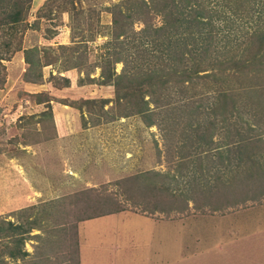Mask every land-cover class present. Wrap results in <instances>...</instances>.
I'll return each mask as SVG.
<instances>
[{"label":"rangeland","instance_id":"1","mask_svg":"<svg viewBox=\"0 0 264 264\" xmlns=\"http://www.w3.org/2000/svg\"><path fill=\"white\" fill-rule=\"evenodd\" d=\"M19 1L25 6L22 22L14 30L0 26L4 56V67L0 66V226L6 228L11 222L26 231L20 248L27 254L6 258V264H108L111 252L85 261L86 255L95 253L91 244L99 242L93 238L80 250V242L87 239L78 224L80 218L119 209L146 216V221L139 222L143 228L138 231H142L134 235L139 242L124 244L131 250L117 257L118 264H141L142 254H152L158 241L171 246L189 238L182 228L178 233L167 224H155L156 219L178 217L168 209L182 203L170 197L169 189L162 190L163 185L178 196L192 194L194 199L198 188L208 189L222 174L232 187V172L239 171L241 179L245 177L239 182L242 189L264 191V60L242 66L240 71L234 68L236 59L255 52L253 33L264 30V0L258 4L254 0H202L213 28L209 50H203L208 42L202 48L196 38H186L188 32L197 34L200 28L191 30L189 24L174 29L169 39L165 37L169 29H165L158 43L152 37L142 43L141 29L159 27L166 18L153 9L141 17L129 16L139 6L145 8L139 0ZM146 1L155 7L163 3ZM0 4L11 3L3 0ZM114 9L122 11L116 25ZM4 17L1 13L0 19ZM208 27L201 31L205 33ZM6 41L26 48L45 46L42 79L30 81L35 73L24 76L28 64L22 51L2 49ZM123 48L134 55L130 58ZM190 55L193 60L188 59ZM116 56L120 59L113 62ZM107 65L111 77L105 75ZM172 68L177 73L172 71L174 76L164 88L156 86V77H144L146 72L156 76ZM182 68L191 69V80L181 75ZM138 71L142 76L135 77ZM123 73L128 78L119 77ZM64 75L71 78L68 87L61 86ZM102 75L110 82L103 84ZM140 83L141 90L134 92ZM218 92L228 94L227 102L218 98ZM139 94L144 95L139 106L149 110L147 115L136 112L133 103ZM205 99L214 102L220 116L207 114ZM232 109L236 112L230 113ZM214 117L219 119L216 127L209 125L218 120ZM222 122L230 129H221ZM236 128L250 138L246 143L235 136ZM199 134L210 138L211 144L198 148ZM255 174L259 181H253ZM237 185L235 181L233 187ZM219 188L223 192L224 187ZM155 203L161 212H156ZM112 224L103 218L85 226L101 227L109 243L115 237ZM20 230L11 233L15 236ZM176 232L179 237H174ZM2 234L0 251L5 245L13 246L12 239ZM178 249L172 252L177 254ZM136 250L137 258L133 256ZM152 260L145 262L156 264Z\"/></svg>","mask_w":264,"mask_h":264},{"label":"crops","instance_id":"2","mask_svg":"<svg viewBox=\"0 0 264 264\" xmlns=\"http://www.w3.org/2000/svg\"><path fill=\"white\" fill-rule=\"evenodd\" d=\"M232 173L233 186L236 181L237 187L223 188V192L219 191L220 188H202L195 191L196 197L194 199H189L185 203L182 202L178 206H174L175 208L168 209L170 213L177 212L178 217L156 219V223L152 219L153 224H167L169 226L167 228L177 230L178 233L182 228L184 235H188L189 238H184L180 243V240L175 241L174 244L171 243V246H163L158 241L156 244L159 247L152 246V254H142L139 259V261L143 260L141 264H147L145 261L152 260V258L156 264H264V191L251 189L246 191V187L242 189L239 182L245 180V177L242 180V174L239 171ZM252 178H254L253 181L255 179L259 181L260 176L255 174ZM248 185L255 189L251 187L250 183ZM157 210L156 208V212ZM158 211L161 212L162 210L159 209ZM125 214L127 213H123L119 209L107 211L101 215L97 214L92 218L80 221L78 230L86 233L85 236L80 233V236L87 239L85 243L80 242V250H84V245L90 244L93 238L99 242L91 244V246L96 247L95 253L86 255L85 261L88 258L95 260L102 256L106 257L105 254L107 253L108 256L111 252L114 255L108 256V264H118L117 257L124 255L126 250H131L124 244L135 245V242H139L138 239L134 238V235H138L142 231L138 230L143 228L141 223L146 221L144 220L146 216L138 213L137 216L133 212ZM103 218L113 221L115 237L114 239L111 238L109 243L106 242L105 238L108 236L105 235L101 227L85 226L87 222ZM127 224L130 225L129 229L123 227ZM161 229L164 230L165 228L161 227ZM156 230L160 231L157 227ZM93 233L97 234V237H94ZM178 233H174V237H179L180 234ZM147 241L150 240L145 239V242ZM172 245L176 246L172 247ZM178 247L177 254H174L172 251H176ZM148 249L149 252L150 248L148 247ZM137 254L138 251L133 256ZM109 258L113 259L110 261ZM130 261L135 260L131 258Z\"/></svg>","mask_w":264,"mask_h":264},{"label":"trees","instance_id":"3","mask_svg":"<svg viewBox=\"0 0 264 264\" xmlns=\"http://www.w3.org/2000/svg\"><path fill=\"white\" fill-rule=\"evenodd\" d=\"M0 1H3V0H0ZM7 1H9L11 3L9 6H1L0 7V14L3 13L4 16H5L4 17L5 19L4 18L0 19V26L3 27L5 25V26H8L7 28H11V29L14 30L15 29L14 27H16L17 24H20L22 22L24 16H25V6L19 0H17V1L13 0V2H11V0H7ZM158 1H163V3L160 6H157L159 3H156V7H155V6H153V3L150 4L146 0H139L138 2H142L144 4L143 6H145V8L140 10L141 6H139L137 10H135V9L132 10L133 13H132V11L129 12V16H133L134 13H136L138 15V17H141V14L147 13L148 11L150 12V10L153 9V10H157V12L161 13L162 16H164L166 18L164 20V24L159 26V27H155L154 28V27H151L150 25H147L146 28L141 29L142 30L141 32H143L142 35H141L142 36L141 39H143V41H141L142 43H144V40L148 39L149 37H152L156 41V43H158L159 42V33H160V31L165 30V29H169L165 33L166 34L165 37L169 39V37H170L169 35L174 29H176V28L182 29L184 25L189 24L191 30H193L194 28H198V27H200V28H199L197 34H195L193 32H188L186 34L187 35L186 38H193V39L196 38V42L197 43L200 42V46L202 48L206 47L205 44H206V42H208L207 43L208 47L204 48L203 50H209L210 45L213 43V37H210V36H212L211 33H212L213 28H211V25H210V23H211V14L207 10L209 8H207L206 5L203 4L202 0H200V1L199 0H158ZM245 1H247V0H245ZM262 1L263 0H257V1L254 0V3H256V4L263 3ZM138 2H137V4H138ZM195 5H196V7L192 8ZM253 7H254V5H253ZM261 7L264 8V4H262ZM8 8H9V10L5 11ZM114 10L112 12L113 23H114V25H116V24H119V22H120V20L118 19L117 15L119 16V14H122V11L119 10V9L118 10L114 9ZM206 13H209L208 14V19L204 20L203 18L207 17ZM237 13L239 14V13H241V11L239 10V12H237ZM190 23H192V24H190ZM204 26H209L208 28H211V29H209L208 31H206L204 33L203 31H201V29H203ZM184 29H186V28H184ZM255 32H256L255 34L253 33V36L256 37V45H255V48H254L255 52L251 53L246 58H238V59H236L235 64H234V68L239 70V71L242 68V66H247L248 67L249 66L248 64H255V63L257 65L258 63H262L263 60H264V30L260 29V30H257ZM244 35H246V34H244ZM225 43H226V45H228L227 42H225ZM20 44L21 43H19V45H17V44L13 45L12 42L9 43V41H6V42L3 43V48L2 49H6L7 51H9V50L12 51V49H14L13 51L21 50L22 54H23V58H24L25 62L28 64V67H27L26 71L24 72V76L26 75L27 72L29 74H34L35 73V76L30 78L31 79L30 81H36L37 82L38 80L42 79V77H43V74L41 73V68L43 66L42 54H41L42 51L41 50H42V48H45V46H42V47L32 46V47L26 48V47L21 46ZM46 47L51 48V46H46ZM59 47L63 48L62 45H59ZM130 47H132V46H130ZM166 47H167V45H166ZM192 49L196 50L197 48H192ZM138 50L139 49H137V51ZM122 51H127L126 55H128L130 58L132 57L131 55L133 54V52H131L128 48H123ZM190 54L192 55L191 52H190ZM191 55L188 57L189 60H193L194 59L193 57H191ZM138 58H140L142 60V56H140V54H138ZM2 59H4V56H2V54L0 53V66L3 68L4 66L1 65ZM119 59H120V57L116 56L115 58H113L112 61L116 62ZM202 59L201 60L199 59L200 63L202 62ZM180 61L184 63L185 59L180 57ZM199 61L197 63L195 62L196 66H198ZM190 64H192V63H190ZM107 68H108L109 72H108V74H105V75L107 77H111V73L113 74V72H112V70H110V66L107 65ZM173 70H174V68H172L171 71H169L167 73H164V74L157 72L156 76H152L150 73L146 72V73H144L145 74L144 77L147 78V79L156 77V86L160 87V88H164L163 86L167 87L168 81L170 80L169 77H173L174 76L173 72H172ZM190 70L188 68H182L180 73L185 78H188L189 80H191L192 76H191V74L190 75L188 74ZM195 70L196 69H194V71ZM174 73L176 74L177 70H174ZM170 74H172V76H169ZM133 75L135 77H138L136 75L142 76V73L140 71H138L136 74H133ZM119 77L128 78V76H126L125 73L121 74ZM63 80L64 81L61 84V86L68 87V86L71 85L70 84L71 83V78L69 76L64 75L63 76ZM108 82H110V80L108 78H106V77L104 78V76H103V82L102 83L105 84V83H108ZM140 85H142V83H140L138 85H135V87H137V88L135 89L134 92H138V91L141 90ZM227 95L228 94L226 92H218V94H217L218 98L219 97L222 98L221 101L223 103H224V101L227 102L226 101V98H228ZM139 96H141V97L138 100H136L135 103H133L136 106V109H137L136 112L138 114L147 115L146 113H148L149 110L144 109L143 106H139V102H141V99H142V97L144 95L139 94ZM215 97H216V95H215ZM38 100L39 101H43L41 98L38 99ZM209 101L210 100L207 101V103L209 104V106H207V108L209 109V110H207V114L214 115V116H217V115L220 116V113L217 112L218 110L216 109V106L214 105V102L212 100L210 102ZM222 105L223 104H221V106ZM235 107H236V105H235ZM181 109H184V108H181ZM233 110H235V109H232L231 110L232 112H230V113L236 112V111H233ZM220 112L221 113H226L225 111H220ZM214 118L218 119L217 117H214ZM217 123H219V119L217 121H215V123H213V122L209 123V125H212V126L216 127L218 125ZM223 124L224 123L222 122V124L220 125L221 129L222 128H225V130H229L230 129L226 124H224V125ZM234 134H235V136L237 135L239 137V141L244 142V143H246L245 141L247 139H250L249 137L245 136L244 134H241L239 128L235 129V133ZM196 136H197V139H198L197 143H199L198 144V148L199 147L202 148V145H210L211 144L210 138H208V137L204 138V135H202V134H199V135H196ZM200 141H203V142H200ZM236 142L239 143L238 141H236ZM205 151H207V150H205ZM241 155H242V153L240 152V156ZM240 158L241 159H247V157L246 158L240 157ZM225 176H226V174L225 175L223 174L221 177H217L216 181H214L213 184L209 183L207 188L208 189H210V188L212 189L214 187L215 188H219L220 186H223L224 188H232L228 184L227 180H226V182L224 181L225 180ZM148 177H150V176H148ZM153 177H156V174ZM222 177H223V179H222ZM218 185H219V187H218ZM232 186H233V183H232ZM154 188H156V186L151 187V189H154ZM164 188H166V189H164ZM161 189L162 190L163 189L164 190H168L169 189L170 190V194H169L170 197H173L175 199L176 198H180V200H179L180 203L181 202L185 203L187 200L192 199V194L191 195L181 194V195L178 196L175 193V190L172 189V188H169V186L166 187V186L163 185ZM198 190H199V188H198ZM192 193H194V191H192ZM154 206H155L154 209H156V203L154 204ZM90 217L91 216H86L84 218H80L79 220L90 218ZM8 223H9L10 226L8 225V227H6V228L0 226V239L2 237H5V235L2 234V233L5 232L6 237L7 238L10 237L12 239L13 246L5 245L4 248L0 251V264H6V262H5L6 258H12V259L16 258V259H18V258H23L27 254L25 250L20 248V245L23 244V242L25 240L24 239L25 236H23V235H24V233H26V231L22 230L21 226L19 224H12L11 222H8ZM16 230H20V232H17V234H15V236H13L11 232L16 231ZM16 235H20V236H16ZM2 256H5V259H1Z\"/></svg>","mask_w":264,"mask_h":264}]
</instances>
